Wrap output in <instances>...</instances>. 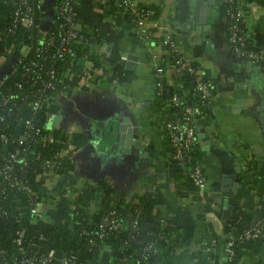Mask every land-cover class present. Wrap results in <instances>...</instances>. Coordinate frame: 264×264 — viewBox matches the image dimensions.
Returning <instances> with one entry per match:
<instances>
[{
  "label": "crops",
  "instance_id": "0c3cea01",
  "mask_svg": "<svg viewBox=\"0 0 264 264\" xmlns=\"http://www.w3.org/2000/svg\"><path fill=\"white\" fill-rule=\"evenodd\" d=\"M122 1L73 0L76 24L101 33V42L93 46L99 64L89 58L66 63L57 91L42 103L47 128L87 134V141L70 152L72 169L53 178L50 193L40 205L43 220L68 221L77 193L86 184L105 179L112 188L111 199L122 209L125 225L132 221L128 204L137 195L154 192L155 219L171 226L174 247L167 264H226L225 219L236 206L256 212L264 200V59L233 52L226 40L224 0L217 2L206 23L192 19L194 0H127L148 9L140 27ZM41 2L51 6L48 10L54 6V0ZM240 7L251 43L264 51V6L255 0H242ZM167 32L180 52L213 82L210 105L199 119L201 141L196 136L198 161L206 177L204 202L184 183L186 176L179 173L180 167L170 163L171 145L163 120L171 113L160 109L157 95L147 108L140 107L138 101L158 78L167 92L170 87L181 98L190 92L182 74L159 50ZM6 62L0 65V79L8 75ZM157 65L163 67L159 77ZM238 99L242 101L239 106L231 107ZM55 116L57 125L53 123ZM121 117L129 119L132 138L139 146H125L127 136L123 142L116 136ZM16 132H20V125ZM158 160L164 162L163 167L156 166ZM170 165L176 167L173 175L167 170ZM233 182L238 184L236 191L227 195L222 187ZM225 202L233 206L227 217H223ZM94 203L90 208L95 209ZM19 207L27 211L23 201ZM116 242L110 239L109 247ZM126 264L136 263L128 258ZM236 264H264V241L244 248Z\"/></svg>",
  "mask_w": 264,
  "mask_h": 264
},
{
  "label": "trees",
  "instance_id": "16d2710c",
  "mask_svg": "<svg viewBox=\"0 0 264 264\" xmlns=\"http://www.w3.org/2000/svg\"><path fill=\"white\" fill-rule=\"evenodd\" d=\"M59 1L61 0H54L53 8L48 10V5L42 4L41 0H30L31 14L33 17L32 26L28 29L18 26L13 32L3 34L0 38V54H5L7 48L12 46V48L15 47L14 53L17 55L19 54L20 45L26 44L28 46V51L22 57V64H25L31 58L39 59V53L44 48L47 49L46 52L54 51L58 40L57 23L60 21L55 7ZM255 1L264 6V0ZM227 3L228 2H224V7L226 9L229 7ZM236 4V2H232L231 6L234 7ZM42 5L45 7L42 8ZM12 11V4L0 1V30L2 26L7 25L11 21ZM46 16H49V18H45ZM226 17L227 40L228 26L231 23V18L228 13H226ZM239 26L243 29L245 28L242 21L239 22ZM79 31L83 39L70 42V53H66L54 60H48V57L42 58L43 65L53 67L54 70L56 86L54 90L50 91V94L57 91L60 85L59 76L66 63L72 61L76 64L89 58L92 60L93 64H99L98 54L93 51V46L101 42V33L97 29L88 31L80 27ZM48 37L54 39L53 44L46 43V38ZM244 47L246 49H258L253 46L248 36L246 37ZM20 71L21 66H19V63H15L13 72L4 79H0V114H5V121L2 125H5V130L9 133L15 132L24 112L28 114L25 106L27 99H21L20 95L29 91L31 80L30 78H25L23 80V86L16 88L15 81L18 79ZM44 72L45 71L42 70L41 74H45ZM182 79L184 85L189 88L190 92L186 98H181L182 102H180L176 111H179L181 106L186 104H191L193 106H198L199 104V92L194 90L195 83L192 77L184 73L182 74ZM9 91L15 92V95L12 97L10 96L7 102H1V94ZM172 94V89L169 87V92H167V89H164L161 98L166 102ZM174 109V105L166 104L163 112H173ZM206 112L207 110H204V113ZM31 115L41 124L43 131L51 130L54 137L58 139L60 145L67 149L66 154L62 156L61 162L56 168V172L62 174L72 169L73 162L70 152L72 149L83 145L87 141V134L84 131H75L68 135L61 132L59 128H47V124L45 123L46 116L42 107L31 112ZM201 117L203 116H199V119ZM33 145L35 149L42 150V155L50 156L54 153V148L48 143L42 144L40 141H37L34 142ZM188 152L191 158L187 163V168H185L187 170L182 169L179 173L186 176V181H184V183H188L190 188L192 187V189H195L188 177V170L192 164L198 160V142H196ZM170 163L176 165L173 160H171ZM26 169L27 171L24 173L25 178L35 191L37 196L36 200L46 199L49 194L46 186L43 184V178H36V175L41 171L40 160L29 155ZM111 190V185L105 179H99L95 184H86L77 193L74 199L71 219L53 223L42 219L32 220L29 213L25 210L23 211L19 207L18 202L20 201H18L15 196L16 190L7 187L4 190L0 188V253L7 261L18 253L20 245L15 241V235L16 230L21 229L23 248H31L34 243H36L39 248L46 250L54 249L56 252H60L66 248H72L78 258L88 263L93 258L94 248L97 247L102 240L97 239V244L92 245L89 242L90 232L85 233L84 231H90L94 228L104 212L110 208H115L119 216H121L122 209L117 205L118 202L111 199ZM179 190L178 193L181 194L182 191ZM36 196L32 195V197ZM97 197L99 200L96 201V204L94 203L95 209L90 208L91 202H94ZM197 198H199V196H197ZM155 204L156 199L152 191L137 195L136 199L128 204V209L132 215V221L128 225H125V228L114 231L105 238L108 245H110V239H116L117 242L113 246L116 250L120 248V239L125 243L122 255L117 259L112 258V264H126L128 258H132L136 264L146 261H162L164 264H167L168 258L174 247L171 239V226L164 220L161 223V221L155 219ZM260 214V208L256 212L251 213L236 206L234 211L225 219V238L227 239L234 236L232 246L233 254L227 259L226 264H236L244 248L251 244L263 242L260 238L241 239L238 236L243 229L252 225L253 216ZM70 222L72 223L70 224ZM131 223L135 224V227L131 226ZM148 244L150 245L148 246Z\"/></svg>",
  "mask_w": 264,
  "mask_h": 264
},
{
  "label": "built area",
  "instance_id": "2783aa9c",
  "mask_svg": "<svg viewBox=\"0 0 264 264\" xmlns=\"http://www.w3.org/2000/svg\"><path fill=\"white\" fill-rule=\"evenodd\" d=\"M0 1L9 2L13 7L11 21L7 25L2 26L0 38L5 33L13 32L18 26L27 29L32 26L33 17L31 14L30 0ZM240 1L224 0V2H228L227 4H229V7L227 9L225 8V12L228 13L231 18V23L228 26V44L233 52L238 55L254 60L264 59V51L261 49H246L244 47L248 35L245 28L243 29L239 26V22L242 21L243 17ZM232 2H236V6H231ZM122 3L127 5L128 10L135 18L137 26L140 27L148 9L137 8L127 0H123ZM55 8L57 16L60 18V21L57 23L58 40L55 50L46 52L47 49L44 48L39 53V59L31 58L25 64H22V57L27 53L28 46L26 44H21L19 54L16 55V64L19 63L21 71L19 72L18 79L15 81V87H22L25 78H30L31 80L29 91L20 95L21 99H27L25 106L28 112V114L24 112L21 116L18 124L20 125V132L17 133L16 129L15 132H7L5 130V125H2L5 121V114H0V188L4 190L7 187L16 190L15 196L17 200L26 203L27 212L32 220H43V212L40 205L45 202L47 198L36 200L37 196L35 191L25 178L24 173L27 171L26 163L28 162L29 155L40 160L41 171L36 175V178H43V184L48 191L51 187L53 178L59 175V173L56 172V168L60 164L62 156H64L67 151L66 148L60 145L58 139L54 137L51 130L43 131L41 124L31 115V112L42 107L43 101L51 95L50 91L54 90L56 86L53 67L43 65L42 58L48 57V60H54L66 53H70V42L83 39L79 31V26L76 24L73 0H61ZM146 41H148V38H146ZM46 43L53 44L54 39L48 37L46 38ZM160 46L161 48L159 50L164 52V55L166 54L168 56L176 72L179 74H189L195 83L194 90L199 92L198 106L186 104L181 106L179 111H176V108L179 106L180 102H182L181 97L177 94H172L168 101L165 102L161 97L166 87L159 78L155 83L156 95L160 99L158 102L160 109L163 111L165 110L166 104H172L175 109L170 113L175 114L180 112V117L174 116L164 118L163 127L165 129L166 138L171 145L170 161L173 160L176 165L185 169L191 158L188 150L197 142L196 125L193 122V118L195 116L199 117L205 115L204 110L210 105L212 98L213 82L203 76L202 70L199 69L196 63L180 52L170 32L162 36ZM23 47H26L27 50L23 51ZM14 48L15 47L12 48V46L7 48L6 53L0 54V57L5 56L8 52L14 51ZM42 70L45 71V74H41ZM155 71L156 75L159 77L163 71V67L157 65ZM14 95L15 92L12 91L1 94V102H7L8 98ZM37 141H40L42 144H50V146L54 148V153L50 156L42 155L41 149L34 148L33 143ZM184 157L185 159H183ZM188 177L194 185V190L199 196V199L204 202L206 177L198 160L194 162L188 170ZM32 195L36 197H32ZM260 209L261 214L254 215L257 216L256 219L252 222L251 226L243 229L239 233V238H260L264 241V200L261 203ZM162 222L163 220H161V223ZM131 226L135 227V224L131 223ZM123 228H125L123 219L119 216L115 208H110L104 212L94 228L84 232H90L89 242L95 245L97 244V239L103 240L112 232ZM21 238L22 230L18 229L15 235V241L20 245L18 253L12 256L8 261L4 259L5 264H89L90 262L87 263L78 258L72 248H66L60 252H56L54 249L46 250L39 248L36 243L32 244L33 247L31 248H23ZM233 242L234 236L225 240L228 259L233 254ZM149 245L150 244H148V246ZM112 249L116 250L115 248ZM105 263L112 264V257L110 256ZM92 264H95V261H93Z\"/></svg>",
  "mask_w": 264,
  "mask_h": 264
},
{
  "label": "water",
  "instance_id": "95a60500",
  "mask_svg": "<svg viewBox=\"0 0 264 264\" xmlns=\"http://www.w3.org/2000/svg\"><path fill=\"white\" fill-rule=\"evenodd\" d=\"M220 0H194V4H195V9L193 11V17L192 19L195 21H199L200 23L205 22L208 19V17L210 16V14L217 9V2H219ZM45 2V1H44ZM45 6L42 5V8H44ZM47 18H49V16H47ZM130 59H132V56H129ZM148 92H146L145 96L142 97L141 99H139V105L140 107H144L147 108L149 107L153 101L156 98V85L152 84L151 86H147ZM181 96V95H179ZM242 101L240 99L235 101V104L231 105V107L236 108L237 106H239V104ZM207 110V108H206ZM180 117V112H177L175 114L171 113L168 115V117ZM128 118H120V123L118 125V127L116 128V136L118 137V139L121 140V142H123L124 137L127 136L126 142H124L123 144H125V146H128L130 144H135L136 146L138 145V142L132 138V132L130 130V127H128ZM193 122L196 125V136L200 139H198V141H201V138L203 136V133L200 132V127L201 125L199 124V117L195 116L193 118ZM53 123L55 125H57V116H55L53 118ZM133 139V140H132ZM142 155H145V157H147V155L145 153H138V156L141 157ZM185 159V157L183 158ZM149 163H151V157H148ZM156 166L158 167H163L164 166V162L162 160H158V162H156ZM168 173L170 175H173V173H175L176 167L173 165L168 166L167 168ZM182 171V168H180L179 172ZM223 182V181H222ZM238 184L237 182H233L230 187H222V191L225 192L227 195L230 192H235L236 188H237ZM227 202V200H225ZM225 202V206L223 209V217H227V215L231 212V209H233L232 205H227V203ZM257 216H254L252 219V222L256 219ZM72 222H70L71 224ZM124 241L122 239H120V248L117 250L112 249L111 247H109V245L106 243V240L103 239L101 241V243L94 248L93 250V258L90 260L89 264H92L93 261H95V264H104L109 257L111 256L113 259H117L118 257H120L122 255L123 252V247H124ZM0 264H5L4 261V256L0 253Z\"/></svg>",
  "mask_w": 264,
  "mask_h": 264
},
{
  "label": "rangeland",
  "instance_id": "374dc122",
  "mask_svg": "<svg viewBox=\"0 0 264 264\" xmlns=\"http://www.w3.org/2000/svg\"><path fill=\"white\" fill-rule=\"evenodd\" d=\"M50 8H51V6H48V9H50ZM5 61H7L6 63H8V67H7L6 73L9 75L15 69L16 54L14 53V51L8 52L5 56L0 57V65L3 64ZM49 193H50V191L48 190V194ZM98 200H99V198L97 197L95 199V201H98ZM68 216H70L68 218V220H69L71 218V213Z\"/></svg>",
  "mask_w": 264,
  "mask_h": 264
}]
</instances>
